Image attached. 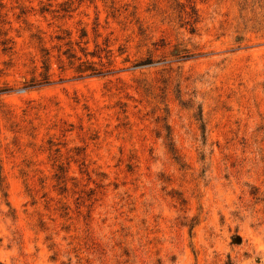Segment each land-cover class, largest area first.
Instances as JSON below:
<instances>
[{
    "label": "rangeland",
    "instance_id": "obj_1",
    "mask_svg": "<svg viewBox=\"0 0 264 264\" xmlns=\"http://www.w3.org/2000/svg\"><path fill=\"white\" fill-rule=\"evenodd\" d=\"M0 264H264V0H0Z\"/></svg>",
    "mask_w": 264,
    "mask_h": 264
},
{
    "label": "trees",
    "instance_id": "obj_2",
    "mask_svg": "<svg viewBox=\"0 0 264 264\" xmlns=\"http://www.w3.org/2000/svg\"><path fill=\"white\" fill-rule=\"evenodd\" d=\"M190 31L193 32V28H190Z\"/></svg>",
    "mask_w": 264,
    "mask_h": 264
}]
</instances>
